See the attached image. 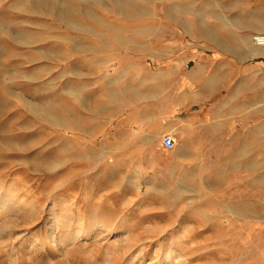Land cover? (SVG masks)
Segmentation results:
<instances>
[{"label":"rangeland","instance_id":"1","mask_svg":"<svg viewBox=\"0 0 264 264\" xmlns=\"http://www.w3.org/2000/svg\"><path fill=\"white\" fill-rule=\"evenodd\" d=\"M6 220L0 264H264V0H0Z\"/></svg>","mask_w":264,"mask_h":264},{"label":"crops","instance_id":"2","mask_svg":"<svg viewBox=\"0 0 264 264\" xmlns=\"http://www.w3.org/2000/svg\"><path fill=\"white\" fill-rule=\"evenodd\" d=\"M185 98H182V97H180V98H175V97L167 98L165 100V102L162 104L163 113L166 116H168V115L173 116L172 114L175 112L174 110L180 109V106L184 107L186 105V101L192 100L190 103L191 104L195 103L198 99V96L194 94L192 98L189 97V100H186ZM174 100L178 101V102H176L177 104H175ZM218 111L221 113V109H218ZM176 116L177 115H175L174 118H176ZM206 117H207V115L205 114L204 109L203 110H193V111L187 112V115L184 118L185 120L182 123H184L188 127H192L195 123H197V121L204 123Z\"/></svg>","mask_w":264,"mask_h":264},{"label":"built area","instance_id":"3","mask_svg":"<svg viewBox=\"0 0 264 264\" xmlns=\"http://www.w3.org/2000/svg\"><path fill=\"white\" fill-rule=\"evenodd\" d=\"M175 138L171 135H166L164 136L163 140H162V144L166 149H173L175 146Z\"/></svg>","mask_w":264,"mask_h":264},{"label":"bare ground","instance_id":"4","mask_svg":"<svg viewBox=\"0 0 264 264\" xmlns=\"http://www.w3.org/2000/svg\"><path fill=\"white\" fill-rule=\"evenodd\" d=\"M12 206V205H11ZM2 207V206H1ZM5 208V207H4ZM7 208V207H6ZM5 210V209H4ZM23 210V209H22ZM36 212V211H35ZM31 215V214H30ZM33 216V215H32ZM9 221V220H8ZM7 220H6V222L5 223H3V227L0 229L1 231L2 230H4L5 231V229L8 227V225H11V223L13 222H8ZM15 223V222H14ZM18 223V222H17ZM59 225V224H58ZM58 227V226H57ZM7 230V229H6ZM4 233V232H3Z\"/></svg>","mask_w":264,"mask_h":264}]
</instances>
